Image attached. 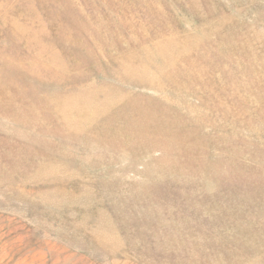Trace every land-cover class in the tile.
Instances as JSON below:
<instances>
[{"label": "rangeland", "instance_id": "1", "mask_svg": "<svg viewBox=\"0 0 264 264\" xmlns=\"http://www.w3.org/2000/svg\"><path fill=\"white\" fill-rule=\"evenodd\" d=\"M0 264H264V0H0Z\"/></svg>", "mask_w": 264, "mask_h": 264}]
</instances>
